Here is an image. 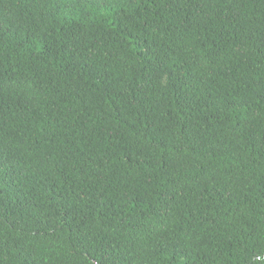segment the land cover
Returning a JSON list of instances; mask_svg holds the SVG:
<instances>
[{
  "label": "trees",
  "instance_id": "trees-1",
  "mask_svg": "<svg viewBox=\"0 0 264 264\" xmlns=\"http://www.w3.org/2000/svg\"><path fill=\"white\" fill-rule=\"evenodd\" d=\"M0 264H264V0H0Z\"/></svg>",
  "mask_w": 264,
  "mask_h": 264
}]
</instances>
